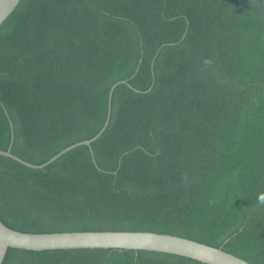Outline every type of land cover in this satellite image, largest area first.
Segmentation results:
<instances>
[{
	"label": "trees",
	"instance_id": "obj_1",
	"mask_svg": "<svg viewBox=\"0 0 264 264\" xmlns=\"http://www.w3.org/2000/svg\"><path fill=\"white\" fill-rule=\"evenodd\" d=\"M109 106L90 147L41 168L0 154V220L170 233L264 264V0H20L0 25V149L42 164ZM3 264L203 263L10 248Z\"/></svg>",
	"mask_w": 264,
	"mask_h": 264
},
{
	"label": "water",
	"instance_id": "obj_2",
	"mask_svg": "<svg viewBox=\"0 0 264 264\" xmlns=\"http://www.w3.org/2000/svg\"><path fill=\"white\" fill-rule=\"evenodd\" d=\"M19 2L20 0H0V25L14 11ZM120 82L124 83L125 81ZM120 82L111 86L110 97L113 89ZM109 110L110 106L103 126L94 136L65 147L42 164H32L19 158L11 153L10 146L5 151L0 149V154L9 156L29 167H44L75 146L86 145L90 147L91 143L104 131L108 124ZM10 248L33 251L73 248L148 250L187 257L203 264H250L222 248L170 233L120 230L22 232L8 227L0 220V264H3Z\"/></svg>",
	"mask_w": 264,
	"mask_h": 264
}]
</instances>
